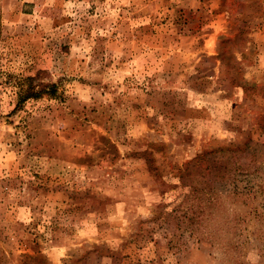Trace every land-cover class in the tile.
I'll return each instance as SVG.
<instances>
[{
  "label": "rangeland",
  "instance_id": "obj_1",
  "mask_svg": "<svg viewBox=\"0 0 264 264\" xmlns=\"http://www.w3.org/2000/svg\"><path fill=\"white\" fill-rule=\"evenodd\" d=\"M0 264H264V0H0Z\"/></svg>",
  "mask_w": 264,
  "mask_h": 264
},
{
  "label": "trees",
  "instance_id": "obj_2",
  "mask_svg": "<svg viewBox=\"0 0 264 264\" xmlns=\"http://www.w3.org/2000/svg\"><path fill=\"white\" fill-rule=\"evenodd\" d=\"M15 84L18 89V106L25 104L29 100H38L48 96L56 98L58 96V86L55 83L42 84L38 75L35 77L19 78Z\"/></svg>",
  "mask_w": 264,
  "mask_h": 264
}]
</instances>
